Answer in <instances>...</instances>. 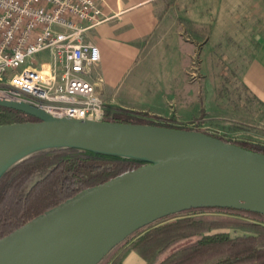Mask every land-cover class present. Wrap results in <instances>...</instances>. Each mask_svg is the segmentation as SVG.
I'll use <instances>...</instances> for the list:
<instances>
[{"label": "water", "instance_id": "95a60500", "mask_svg": "<svg viewBox=\"0 0 264 264\" xmlns=\"http://www.w3.org/2000/svg\"><path fill=\"white\" fill-rule=\"evenodd\" d=\"M0 106L38 119L0 125V179L19 161L50 148L146 162L1 238L0 264H98L139 229L192 208L264 214V153L197 130L60 118L1 97Z\"/></svg>", "mask_w": 264, "mask_h": 264}, {"label": "crops", "instance_id": "0c3cea01", "mask_svg": "<svg viewBox=\"0 0 264 264\" xmlns=\"http://www.w3.org/2000/svg\"><path fill=\"white\" fill-rule=\"evenodd\" d=\"M100 5L109 19L88 32L101 53L88 78L107 111L170 118L166 113L178 91L184 100L192 93L184 78L193 69L205 77H241L264 108V0H100ZM154 77H162L156 86ZM145 263L134 251L124 261Z\"/></svg>", "mask_w": 264, "mask_h": 264}, {"label": "trees", "instance_id": "16d2710c", "mask_svg": "<svg viewBox=\"0 0 264 264\" xmlns=\"http://www.w3.org/2000/svg\"><path fill=\"white\" fill-rule=\"evenodd\" d=\"M104 120L202 131L264 153V145L230 141L197 126L179 124L174 117L116 109L107 111ZM25 121L38 119L0 106V125ZM144 164L137 159L67 147L24 158L0 179V239L78 193ZM132 251L145 264H264V214L227 207L192 208L139 229L98 264H124Z\"/></svg>", "mask_w": 264, "mask_h": 264}, {"label": "built area", "instance_id": "2783aa9c", "mask_svg": "<svg viewBox=\"0 0 264 264\" xmlns=\"http://www.w3.org/2000/svg\"><path fill=\"white\" fill-rule=\"evenodd\" d=\"M108 19L100 0H0V97L104 120L106 102L88 78L101 53L88 32Z\"/></svg>", "mask_w": 264, "mask_h": 264}, {"label": "rangeland", "instance_id": "374dc122", "mask_svg": "<svg viewBox=\"0 0 264 264\" xmlns=\"http://www.w3.org/2000/svg\"><path fill=\"white\" fill-rule=\"evenodd\" d=\"M37 58L40 59V56ZM191 72L184 79L192 86V93L186 94L185 101L184 94L178 91L177 99L169 103L166 115H175L179 124L197 126L200 130H207L230 141L264 145V108L247 93L242 85V78L205 77L197 69ZM161 78L154 77L152 82ZM148 79L142 77L145 83ZM164 79L167 80L166 77Z\"/></svg>", "mask_w": 264, "mask_h": 264}]
</instances>
